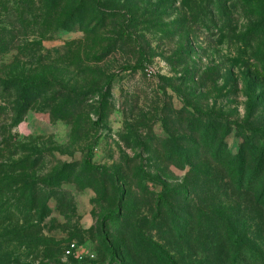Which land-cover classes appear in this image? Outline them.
<instances>
[{
  "label": "rangeland",
  "instance_id": "1",
  "mask_svg": "<svg viewBox=\"0 0 264 264\" xmlns=\"http://www.w3.org/2000/svg\"><path fill=\"white\" fill-rule=\"evenodd\" d=\"M255 128L264 0H0V264H264Z\"/></svg>",
  "mask_w": 264,
  "mask_h": 264
},
{
  "label": "trees",
  "instance_id": "2",
  "mask_svg": "<svg viewBox=\"0 0 264 264\" xmlns=\"http://www.w3.org/2000/svg\"><path fill=\"white\" fill-rule=\"evenodd\" d=\"M123 34L125 35L126 33L124 32ZM125 36H129V34H126ZM139 65L140 64H137L136 66H134L132 68L136 69V68H138ZM125 69H129V68L126 67ZM113 77H114V75H111L108 78L107 83H110L111 80L113 79ZM254 130L260 132L264 136V129L255 128ZM92 154H93V144L91 143V144L88 145V150H87L86 159L84 161V166H86V167H88L90 169H93V170H99V169H101L99 166L94 165V164L91 163L90 159L92 157ZM114 213L116 214L117 212H114Z\"/></svg>",
  "mask_w": 264,
  "mask_h": 264
},
{
  "label": "built area",
  "instance_id": "3",
  "mask_svg": "<svg viewBox=\"0 0 264 264\" xmlns=\"http://www.w3.org/2000/svg\"><path fill=\"white\" fill-rule=\"evenodd\" d=\"M73 249H74V244L72 243V244H70L69 248H67V249L65 250V254H66V255H70V254H72ZM79 258H81V256H79Z\"/></svg>",
  "mask_w": 264,
  "mask_h": 264
}]
</instances>
